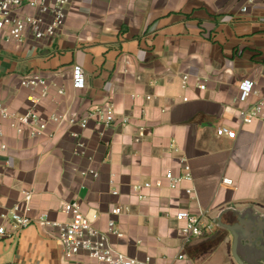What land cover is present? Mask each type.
Masks as SVG:
<instances>
[{"label":"crops","instance_id":"1","mask_svg":"<svg viewBox=\"0 0 264 264\" xmlns=\"http://www.w3.org/2000/svg\"><path fill=\"white\" fill-rule=\"evenodd\" d=\"M78 68L84 89L74 88ZM34 74L50 83L47 99L21 87ZM245 82L254 91L242 102ZM261 100L264 0L250 6L247 0H74L56 39L32 48L0 45V103L11 111L81 119L112 104L116 113L111 128L51 124L54 139L32 140L3 123L0 145L8 147V166L0 177V224L29 190L34 223L12 239H0V264H98L86 255L66 261L57 230L37 222L41 215L69 221L62 208L74 201L83 214L96 212L95 226L105 233L111 211L122 209L115 218L122 237L110 241L129 258L264 264V119L250 125L240 119L242 110ZM221 127L237 138L218 137ZM141 129L146 136L137 142ZM183 158L193 180L170 190L164 176L181 174ZM90 171L98 177L83 176ZM158 180L162 188L134 191ZM181 211L203 215L218 228L181 250L175 221ZM180 253L183 261L176 260Z\"/></svg>","mask_w":264,"mask_h":264},{"label":"built area","instance_id":"2","mask_svg":"<svg viewBox=\"0 0 264 264\" xmlns=\"http://www.w3.org/2000/svg\"><path fill=\"white\" fill-rule=\"evenodd\" d=\"M74 0H0V45L32 48L44 42L52 41L59 37L65 27L68 18V9ZM257 0H247V5H254ZM248 7H244L242 12H247ZM74 88L84 89L86 82L82 71L78 68L74 71ZM189 78L184 76L183 87L186 88ZM21 87L40 91L41 99H47L50 96V83L45 78L34 74L23 78ZM201 90L205 86L199 85ZM242 102H245L254 91L252 82H245L240 87ZM58 95L64 96L63 89L58 90ZM32 102V99H28ZM240 119L243 125H250L256 120L264 119V101L261 100L254 107L242 110ZM18 135L27 133L32 140L41 137L54 139L55 134H49L48 129L51 124L61 128L63 125L80 126L83 129L88 128L90 122H93L98 128H111L116 123V113L112 104L103 107H95L89 110L86 115L78 119L73 116L54 114L49 118H44L37 114L34 109H30L24 114H17L11 111L6 105L0 103V141L4 138L3 123ZM128 119L123 120L126 125ZM145 131L141 129L137 142L145 138ZM217 136L235 140L237 133L227 127H221L217 130ZM83 147L82 144H78ZM8 150L6 144L0 145V177L4 175V169L8 166V161L4 160L3 154ZM182 172L179 175L167 172L164 180L170 190H178L185 181L193 180L192 169L186 158L181 160ZM83 176L98 177V173L90 171ZM227 185H232L231 180H224ZM153 186L163 187V180H158L155 184L146 183L134 187L136 193L144 189H150ZM189 195H194V190H188ZM113 194H117L114 191ZM34 192L32 190L24 191L22 199L15 204L8 212L2 216L0 224V239L14 238L22 231L29 228L34 221L29 214L32 210ZM62 213L69 216L67 222H55L49 219L47 215H41L37 222L55 229L58 232V242L62 249L66 261L71 262L82 255L98 264H157L151 258L139 260L129 258L119 252L111 243L110 237H122L117 228L115 218L122 215L121 208H114L111 211L112 219L108 224V232H102L96 228L95 223L98 218L96 212L83 214L80 204L76 201L67 203L62 208ZM175 221L180 225V234L182 248L189 246L195 240H200L211 236L218 228L216 223H208L203 215H193L187 211L178 212L175 215ZM184 254L180 253L176 260L183 261ZM167 264V263H166Z\"/></svg>","mask_w":264,"mask_h":264},{"label":"water","instance_id":"3","mask_svg":"<svg viewBox=\"0 0 264 264\" xmlns=\"http://www.w3.org/2000/svg\"><path fill=\"white\" fill-rule=\"evenodd\" d=\"M241 223L244 225V226H247V224L248 223H246V224H244V222L243 221H241ZM259 225H260V223H259ZM262 225V224H261ZM261 225L259 226V227H261ZM219 226H220V224H219ZM261 242H262V244L264 245V240L262 239V240H260Z\"/></svg>","mask_w":264,"mask_h":264}]
</instances>
